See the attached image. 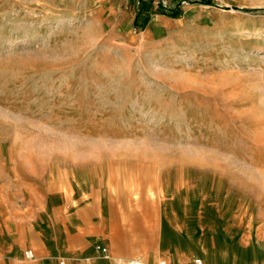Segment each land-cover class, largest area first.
<instances>
[{
	"label": "rangeland",
	"instance_id": "obj_1",
	"mask_svg": "<svg viewBox=\"0 0 264 264\" xmlns=\"http://www.w3.org/2000/svg\"><path fill=\"white\" fill-rule=\"evenodd\" d=\"M201 1L0 0V196L86 182L264 263V0Z\"/></svg>",
	"mask_w": 264,
	"mask_h": 264
},
{
	"label": "crops",
	"instance_id": "obj_2",
	"mask_svg": "<svg viewBox=\"0 0 264 264\" xmlns=\"http://www.w3.org/2000/svg\"><path fill=\"white\" fill-rule=\"evenodd\" d=\"M102 196L86 182L72 195L35 191L0 196V264H58L62 258L67 264H119L138 258L146 264L162 259L167 264H239L228 244L234 238L237 245L236 234H221L201 212L183 215L164 205L156 216L154 200L130 202L125 211L147 204L152 214L128 213L136 224L118 226L104 213L105 207L116 205L104 203ZM71 197L83 201L74 203ZM244 264L264 263L252 259Z\"/></svg>",
	"mask_w": 264,
	"mask_h": 264
},
{
	"label": "built area",
	"instance_id": "obj_3",
	"mask_svg": "<svg viewBox=\"0 0 264 264\" xmlns=\"http://www.w3.org/2000/svg\"><path fill=\"white\" fill-rule=\"evenodd\" d=\"M26 255L30 257L31 253L27 252ZM198 263H200V261H198ZM58 264H67V261L64 258H62V259L59 260ZM119 264H146V263L138 258V259H129V260H126V261H122ZM157 264H167V263H166V261L161 260Z\"/></svg>",
	"mask_w": 264,
	"mask_h": 264
},
{
	"label": "trees",
	"instance_id": "obj_4",
	"mask_svg": "<svg viewBox=\"0 0 264 264\" xmlns=\"http://www.w3.org/2000/svg\"><path fill=\"white\" fill-rule=\"evenodd\" d=\"M201 3L202 4H204V5H214L213 3H211L210 1H201ZM179 9V7H176V8H174V10L172 11V14L171 15H173L175 18H177L179 15L177 14V10Z\"/></svg>",
	"mask_w": 264,
	"mask_h": 264
}]
</instances>
